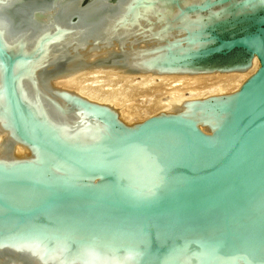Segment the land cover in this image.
<instances>
[{
	"label": "water",
	"instance_id": "obj_1",
	"mask_svg": "<svg viewBox=\"0 0 264 264\" xmlns=\"http://www.w3.org/2000/svg\"><path fill=\"white\" fill-rule=\"evenodd\" d=\"M126 125L52 81L242 72ZM0 264H264V0H0Z\"/></svg>",
	"mask_w": 264,
	"mask_h": 264
},
{
	"label": "bare ground",
	"instance_id": "obj_2",
	"mask_svg": "<svg viewBox=\"0 0 264 264\" xmlns=\"http://www.w3.org/2000/svg\"><path fill=\"white\" fill-rule=\"evenodd\" d=\"M256 68H257V58L255 56L251 57L250 66L242 72L228 71V72H221V73L211 72V73H199V74L172 73V74L161 75V74H152V73L125 74V73H121L111 68H86V69H80V70L74 71L65 76L58 77L57 79L52 81V83L55 86H59V88H63V89L73 87L75 88V90L74 89L73 90L76 94L82 97H85L86 99L90 101L97 102V103L106 105L111 108L112 107L116 108L118 104L117 102L118 98L115 99L114 97L109 96L110 95L109 93H108L109 95H102V94L98 95L95 93V91L97 90H95L94 92H91L87 88L84 89L85 88L83 86L84 84L83 85L79 84L77 82V77L88 76L92 78H97L99 76H109V77H113V78L115 77L121 80L131 81L133 82V84H138L139 86L149 85V84L151 85V83L152 85L153 84H163L165 88L169 91V93L167 92L166 95H168V97H166L165 95L166 98H163L164 99L163 101H159V104L161 106L160 111L167 112V111L174 110L183 101H186V100L199 99V98H204L207 96L217 95V94H224V92L232 93L238 90L241 83L249 75H251L255 71ZM97 79H100V78H97ZM203 81L204 82L210 81L213 83L215 82V84L208 85L207 87H205L204 90L196 89L195 86L199 85ZM229 88H231V90ZM182 89L183 90L186 89L187 95L182 92ZM227 89L230 91H227ZM123 109H120V111L122 110L121 119H123L124 121H128L131 115L129 116L126 115L125 117L124 113L127 112V110L125 111ZM117 113H120V112H117ZM118 118L120 120L119 114H118ZM0 141H1V134H0Z\"/></svg>",
	"mask_w": 264,
	"mask_h": 264
},
{
	"label": "rangeland",
	"instance_id": "obj_3",
	"mask_svg": "<svg viewBox=\"0 0 264 264\" xmlns=\"http://www.w3.org/2000/svg\"><path fill=\"white\" fill-rule=\"evenodd\" d=\"M97 78H92L88 76H79L77 77V82L82 85L84 84L83 85L85 87L84 89L87 88L91 92H94L95 90L99 91L100 93L95 91V93L98 95L110 94L109 96H112L115 99L118 98L117 99L118 101L116 100L118 102L116 108L115 107L112 108H114L117 112H120L118 113L120 117V121L124 122V124L126 125L134 124L146 119L151 115H155L159 112H163L160 111L161 106L159 104V101H163L164 100L163 98L168 97V95H166L167 92L169 93V91L165 88L163 84L152 85L151 83V85L149 84V85L139 86L138 84H133V82L131 81L121 80L115 77L113 78L109 76H99ZM101 78H103L104 80ZM209 82L210 81H205V82L203 81L199 85H196L195 88L204 90L205 87H207L208 85L215 84V82L214 83L213 82L209 83ZM66 89L73 92L75 90V88L73 87H69ZM229 89L231 90V88ZM230 90L227 89V91ZM182 92L187 95L186 89L185 90L182 89ZM225 93H229V92H224V94ZM120 109H123L125 111L127 110V112L124 111L125 112L124 116L126 117V115L127 116L131 115L132 116V117L130 116L131 119L130 117L128 121H124L123 119H121L122 110L120 111Z\"/></svg>",
	"mask_w": 264,
	"mask_h": 264
}]
</instances>
